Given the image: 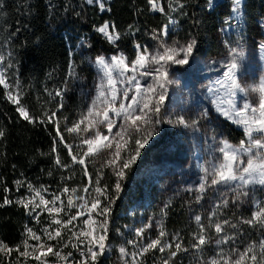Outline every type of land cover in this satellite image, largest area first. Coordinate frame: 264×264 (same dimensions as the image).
Masks as SVG:
<instances>
[{"label":"snow or ice","instance_id":"1","mask_svg":"<svg viewBox=\"0 0 264 264\" xmlns=\"http://www.w3.org/2000/svg\"><path fill=\"white\" fill-rule=\"evenodd\" d=\"M94 2L101 11L106 10L103 0H87L89 4ZM147 4L149 11L165 13L160 0H147ZM207 4L211 8L214 0H207ZM184 6L180 0H169L168 7L171 11L177 8L182 10ZM241 6V0H232L231 11L239 16ZM168 23L171 24L174 21L169 19ZM131 27L130 25V30ZM95 30L109 43L114 44L120 39V33L108 22ZM152 32V38L158 41V50L155 52L150 53L147 48L142 49L136 45V54L131 60L123 54L113 55L110 60L104 56L95 58V65L100 76V82L96 85V95L86 111L71 123H68L67 117L58 116L59 110L64 107L62 102L53 110H42L39 116L32 115L28 107L21 103L23 91L19 80L15 81V85L8 82L6 71L14 67L13 63L8 61L6 67H0V86L4 89V97L15 106V111L20 118L34 126L37 124L53 126L55 135L52 137L49 154L53 157L54 164L60 169H70L73 165H79L83 175L88 177L89 181L80 189L65 185L60 189V194H52L51 199H46L42 194V191H47L44 186L36 188L32 183H27L26 187L30 195L18 197L13 201L7 196L9 189L4 187L3 191L6 195L0 207L15 203L22 207L26 214L33 216L37 223L40 222V213L47 212L50 223L48 227L42 229L46 240L37 235L32 228L25 226V238L20 245L10 247L0 241V255L10 257L13 252L18 253L15 264H20L19 258H23V264H29L30 260L35 261L36 264H49L50 256L56 258V264L61 262L62 264H99L100 258L108 251L109 217L112 205L121 192L122 181L127 175L126 170L136 162L141 150L153 137L156 125L164 122L186 128L198 126L199 118L191 122L183 116H178L175 121L171 119L162 121L160 118L168 85L172 83L169 78V68L173 65H188L194 57L197 41L195 38H190L184 43L176 40L171 44L167 43L166 38L169 34L167 24L159 30L153 29ZM225 45L228 47V60L222 64L224 68L222 77L215 80L208 91L214 96L212 104L216 111L226 120L242 128L244 138L238 144H232L227 139L219 141L215 151L220 156L216 159V163L210 168H202L204 175L201 176L200 183L195 189L198 193L197 203L202 198L199 194L204 193L208 187L229 186L233 194L231 197L233 204L243 202L244 198L249 197V190L255 186L264 189V77H261L258 84L242 86L238 71L240 61L245 56L244 49L240 40L237 41L236 47L230 46L228 42H225ZM259 48L264 52V41L260 42ZM5 60L6 57L0 55V65L4 64ZM76 75L75 64L70 61L68 76L76 77ZM149 76L152 78V83L142 87L138 77ZM66 86L65 84V88ZM65 88L55 90V96L60 97L61 101ZM221 90L227 97L226 102L217 95ZM130 92L133 94L129 95ZM238 94L245 97L243 103L239 105L236 100ZM252 94L256 95V99L249 101L247 97ZM49 95L51 96L52 93ZM206 116L207 111L200 113L201 118ZM116 117L120 118L119 123ZM62 121L64 122L63 130L61 129ZM64 132L77 141L75 150L73 144L65 141ZM4 136L5 131L0 128V138ZM61 145L68 150V156L71 157L70 163L61 160ZM101 154L107 157L101 167L111 168L116 178L111 189L108 185L101 184L103 178L101 171L96 173V179L93 182L86 166L90 160ZM48 174L52 175L51 172ZM71 178L70 175L64 179ZM15 183L18 190L24 186L23 181L17 180ZM69 192L71 195L67 196L65 205L61 197ZM228 204L229 200L225 196L210 212L207 225L202 222L200 215L194 217L198 231L193 233L190 247L196 252H202L213 239L209 229L214 231L215 244L219 247L216 256L208 260L197 258V264H264V238L249 242L242 250L232 247L225 252L223 247H220L229 242H235L240 225L264 229V201L253 200L255 210L251 212L250 217H235L236 222L230 219H214L218 216L219 210L226 208ZM73 208L76 209L74 214L71 212ZM166 208L167 205H165ZM165 209H161L163 214H166ZM61 213H64L67 219L58 218ZM85 216L87 218L81 221L82 226L79 231H74L76 227L74 222ZM53 225L55 227H52ZM149 227L151 225L135 229V239L127 241V244L134 249L133 251L130 252L124 245L118 248L122 264H144V257L154 252L164 255L154 260L153 264H175V259L180 253L189 251L178 233L170 240L168 239L169 234L162 222H158L156 237L143 242V234ZM226 227L233 230L232 234L226 232ZM65 233L69 234L67 240L64 238ZM30 239L36 243L30 244ZM48 241H56V244L48 243ZM69 246L79 252L78 260L70 259L73 256L72 252L63 251ZM0 264L5 262L0 260ZM7 264H13V261L7 260Z\"/></svg>","mask_w":264,"mask_h":264},{"label":"trees","instance_id":"2","mask_svg":"<svg viewBox=\"0 0 264 264\" xmlns=\"http://www.w3.org/2000/svg\"><path fill=\"white\" fill-rule=\"evenodd\" d=\"M180 2L185 5L184 8L171 11L168 7L169 0H160L165 9L162 14L149 11L147 0H104L105 11H101L97 4H89L85 0H0V5H3L0 7V47L7 51V59L14 65L9 68L8 74L13 85L17 79L20 82L23 91L21 103L28 107L32 115L39 116L42 110H53L62 102L64 107L59 110L58 116L67 117L68 123H71L75 117L76 99L68 90L69 62H82L87 66L91 56L113 53L116 50L123 52L130 59L135 52L134 44L141 45L146 41L157 43L158 41L152 38V30H159L165 24L171 25L166 39L184 43L190 38H195V54L216 53L217 31L227 22L228 4L219 1L209 8L207 0ZM241 5L242 31L250 39L264 41V32L259 26V22L264 21V0H242ZM173 6L175 7V4ZM169 19L174 23L169 24ZM103 22H111L120 33V39L114 44L106 41L95 30ZM79 46L81 48H78ZM61 88H65L62 101L60 97L55 96V90ZM216 124L218 131L226 139L233 142L242 139L241 131L227 121L221 119ZM63 127L62 121V130ZM0 128L5 131V136L0 138V203L6 195L4 187L9 189L8 198L15 201L23 194L27 183H32L36 188L44 186L47 191L42 192L49 197L54 193L60 194V189L65 185L80 189L84 184H88V177L83 175L81 166L73 165L70 169H60L54 164L53 157L49 154L52 137L55 135L53 126H34L20 118L15 106L4 97L2 86ZM66 134L63 133L65 141L70 143ZM149 151L150 148L143 150L144 155L140 159L137 158L131 168L126 170L127 175L122 181L121 192L112 205L107 244L110 241L118 243L116 239L126 221V210L132 200L130 196L134 195L132 184L137 177V171L149 160L145 159L150 155ZM60 157L66 163L71 162L68 150L62 145ZM102 165L92 159L86 166L93 182L96 173L101 171V184H106L111 189L116 178L111 168L101 167ZM49 172L52 175H49ZM70 175L71 179H64ZM17 180L24 182V186L19 190L15 183ZM68 195L71 193L61 197L65 205ZM163 209L166 214H161L160 222L163 223L168 236L178 233L185 247L189 248V251L180 253L175 259V264H185L197 254L190 247L192 224L188 219L189 208L183 200L171 199L164 204ZM75 211V208L71 209L73 214ZM228 216L233 222H236L234 218L237 216L249 217L247 212L236 211L235 208L228 212ZM61 218L67 217L62 213ZM26 224H32V220L22 207L15 203L0 207V241L10 247L19 245L25 237L22 232ZM258 231V228L240 225L236 239L248 244L255 241ZM71 249L73 248L69 246L64 252ZM211 251L212 249H203L198 255L200 259L208 260ZM156 254L154 252L145 256L144 264L153 262ZM10 258L11 256L1 257L0 260L7 264ZM29 262L34 263L33 260ZM99 264H112V261L105 253Z\"/></svg>","mask_w":264,"mask_h":264},{"label":"rangeland","instance_id":"3","mask_svg":"<svg viewBox=\"0 0 264 264\" xmlns=\"http://www.w3.org/2000/svg\"><path fill=\"white\" fill-rule=\"evenodd\" d=\"M85 1L87 2V0ZM219 1H224L228 4V17L227 22L220 26L217 31V52L203 55H197L194 52V57L190 60L188 65L170 66L169 78L172 80V83L168 85V92L160 117L162 121L169 119L175 121L178 116H183L189 122L193 119L199 118V124L196 128H186L174 123L170 124L164 122L156 125L155 134L149 140L148 144L141 150L140 156L138 157L140 159L144 155L142 151L149 150L150 148V155H147L145 158H149V160L145 161L144 164L143 161L141 162L143 168L140 171H137V177L132 184V193H134V195L130 196L132 200L128 204L126 210V221L123 223L120 235L116 239L118 240V243L113 241L108 242L109 247L106 254L112 261V264H122L118 252V248L121 245L126 246L130 252L134 250L131 245L127 244V241L129 239H135V229L143 227L144 225H151V227L146 229L143 234V242H147L148 239L156 237L158 234V222H160L162 214L161 209H163L164 204L170 202L171 199L179 201L183 200L187 204L189 208L188 219L192 224V235L194 232L198 231V226L194 217L200 215L202 222L207 225L209 223L208 217L210 212H212L213 208L220 200L224 199L225 196L228 198L229 204L226 208H221L218 212V216L214 219L232 220L228 216V212L232 208H235L236 211L241 210L242 212H247L250 217L251 212L255 210L253 200L264 201V189L255 186L249 190L250 195L249 197L244 198L243 202L233 204L231 202L233 194L229 190V186L218 185L215 187H208L204 193L199 194L202 197L199 203L196 202V196L198 193L195 189L200 183L201 176L204 175L202 168H210L216 163V159L220 154L215 151V149L219 146V141L221 139H226L218 131L216 123L220 122L221 119L227 121L232 127L239 129L242 133V139L244 138L242 128L226 120L216 111L215 106L212 104L214 96L208 91V88L213 82L222 77L224 71L222 64L226 63L228 60V47H226L225 42H228L232 47H236L237 41L240 40L244 49L245 56L240 61V69L238 71V78L242 86L258 84L261 77H264V52L259 48V44L263 40L255 38L250 39L244 34L242 31V12L237 16L231 11L232 0H214V4ZM104 23L105 22L99 26ZM108 23L112 25L111 22ZM259 26L264 32V21H260ZM170 27L171 25H168V29ZM100 35L104 38L102 34ZM166 41L169 44L173 42V40L169 39H166ZM136 45L139 44H134L135 52L130 59L123 52L116 50L113 53H99L91 56L87 66H84L82 62L74 63L77 75L76 77L68 76V90L74 94L76 99L75 117L72 121L78 119L80 114L86 111L87 106L91 104L92 99L96 95V85L100 82V76L98 68L95 65V58L97 56H104L106 59L110 60L113 55L123 54L131 60L135 57ZM139 46L142 49L147 48L150 53L158 50V42L153 43L146 41ZM78 48H81V46ZM0 55L6 57L4 64L0 65V67H6L8 63V53L2 47H0ZM8 73L9 69H7L6 75L8 76V82L12 84L10 80L11 77ZM128 75H131V73H128ZM138 79L140 80L142 87H147L149 83H152V78L150 76L138 77ZM118 87L120 86L118 85ZM132 94V92L129 93V95ZM217 95L226 102L227 97L224 95L223 90ZM244 99L245 97L238 94L236 97L237 104H242ZM247 99L249 101H254L256 95L252 94L247 97ZM204 111H207V116L201 118L200 113ZM116 120L117 123L120 122L119 117H116ZM115 130L116 129H114V131ZM66 135H68V133ZM68 137L75 150L77 141L73 136L68 135ZM229 141L232 144H238L240 140L238 142ZM153 147L156 148L152 149ZM106 158L105 154H101L93 160L104 164ZM189 189H192V191H189ZM42 194L46 199H51L52 197H49L43 192ZM27 195H30V193L28 192L27 187H25L23 194H21L20 197ZM37 211L39 212V210ZM61 215L62 213L58 218H61ZM86 218V216L81 217L78 221H75L74 224L76 227L73 230L79 231V228L82 226L81 221ZM31 220L32 224H26L25 226L32 228L37 232V235H40L46 240V236L42 229L49 226L50 217L48 216V213H40L39 223H37V220L33 216H31ZM52 227H55V225ZM225 230L228 234H232L233 232L231 228L226 227ZM209 232L213 237L212 242L203 248L212 249L208 259L216 256V253L219 251V247L215 244L214 231L209 229ZM22 233L23 235L25 234V227ZM68 235V233H65V240H67ZM171 237L168 236V239L170 240ZM262 238H264V229L258 231L255 241H259ZM29 243L35 244L36 241L30 239ZM48 243L56 244V241H48ZM245 245H247V243H241L235 239L234 243L229 242L220 247H223L224 251L227 252L232 247L243 249ZM156 253L155 260L162 258L164 255L159 252ZM196 253L197 254H195V256H193L188 262H185V264H197V258L200 259V257L198 255L199 252ZM1 257L4 256L0 255V258ZM17 258L18 253L15 252V254L11 255L9 260L13 261V264H15ZM79 258V252L76 251V254H73L70 259L78 260ZM19 259L20 264H23V258ZM126 259L130 258L126 257ZM54 260L56 261V258ZM153 262H150V264H153ZM29 264L35 263L29 262Z\"/></svg>","mask_w":264,"mask_h":264},{"label":"built area","instance_id":"4","mask_svg":"<svg viewBox=\"0 0 264 264\" xmlns=\"http://www.w3.org/2000/svg\"><path fill=\"white\" fill-rule=\"evenodd\" d=\"M24 227H25V225L23 226V229H24ZM68 252H69V251H68ZM70 252H72L74 255L76 254V250H75V249H71ZM66 253H67V252H66ZM54 259H55V257L50 256V257L48 258V260H49V264H56V261H55ZM34 263L36 264L35 261H34Z\"/></svg>","mask_w":264,"mask_h":264}]
</instances>
